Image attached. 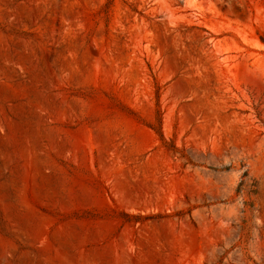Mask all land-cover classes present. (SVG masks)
<instances>
[{
	"label": "rangeland",
	"instance_id": "1",
	"mask_svg": "<svg viewBox=\"0 0 264 264\" xmlns=\"http://www.w3.org/2000/svg\"><path fill=\"white\" fill-rule=\"evenodd\" d=\"M0 264H264V0H0Z\"/></svg>",
	"mask_w": 264,
	"mask_h": 264
},
{
	"label": "trees",
	"instance_id": "2",
	"mask_svg": "<svg viewBox=\"0 0 264 264\" xmlns=\"http://www.w3.org/2000/svg\"><path fill=\"white\" fill-rule=\"evenodd\" d=\"M156 131L159 133V135L162 137V139H164V134H163L161 127L159 129H156ZM246 176H248V174H246Z\"/></svg>",
	"mask_w": 264,
	"mask_h": 264
}]
</instances>
